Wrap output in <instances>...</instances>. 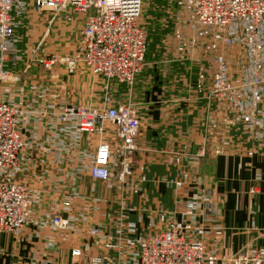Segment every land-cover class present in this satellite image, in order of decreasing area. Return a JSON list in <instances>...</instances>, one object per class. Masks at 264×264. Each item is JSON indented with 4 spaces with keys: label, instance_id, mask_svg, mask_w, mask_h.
I'll return each instance as SVG.
<instances>
[{
    "label": "crops",
    "instance_id": "0c3cea01",
    "mask_svg": "<svg viewBox=\"0 0 264 264\" xmlns=\"http://www.w3.org/2000/svg\"><path fill=\"white\" fill-rule=\"evenodd\" d=\"M140 27L147 34L144 70L133 87L114 82L111 91L113 105L135 107L141 122L133 175L125 185L114 177L108 183L93 180L96 143L57 119L61 105L77 104V73L63 83L60 63L47 72L21 47L9 55L14 81L1 86L0 95L23 111L20 129L27 145L14 178L29 185L36 200L19 236L0 233V264H71L73 248L83 251L85 261L101 257L103 264H131L126 241L163 230L173 219L204 233L218 257L264 254V145L242 125L226 127L209 98L220 40L201 35L197 49L181 53L170 24L154 29V40ZM210 42L211 54L203 47ZM102 98L84 101L103 106ZM197 154L199 162L193 160ZM117 170L113 165V175ZM206 192L214 212L203 207L193 215L192 203ZM56 214L69 219L73 230H55L50 219ZM129 224L136 226L134 233H128ZM91 229L100 235L93 237Z\"/></svg>",
    "mask_w": 264,
    "mask_h": 264
},
{
    "label": "built area",
    "instance_id": "2783aa9c",
    "mask_svg": "<svg viewBox=\"0 0 264 264\" xmlns=\"http://www.w3.org/2000/svg\"><path fill=\"white\" fill-rule=\"evenodd\" d=\"M19 1L0 0V84L14 81L5 65L13 51L14 9ZM183 1L188 3L192 23L216 31L225 52L246 43L247 65H229L228 53L216 56L209 98L218 106L221 119L233 117L237 126L242 125L250 137L264 145V0ZM31 2L37 11L51 12L55 17L69 11L86 16L73 56L68 60L51 56L42 63L47 70L64 63L70 74L82 67L105 81L108 91L104 108L64 105L56 111L57 119L96 143L90 167L93 180L108 183L114 177L117 184L125 185L133 175L132 163L141 122L135 107L113 105L110 92L114 82L133 87L144 70L147 34L139 25L144 0ZM22 114L18 106L0 97V233L14 236H19L30 222L36 198L31 187L14 178L26 147L20 129ZM210 119V126L214 127L213 117ZM200 158L201 155H196L193 160L198 162ZM113 165L118 168L115 175ZM212 205L210 195L199 197L191 205L192 214L203 206L206 213H211ZM50 221L55 230H73L71 221L60 214ZM135 229L133 224L127 227L128 233H134ZM99 233L97 229L90 232L93 237H98ZM125 245L133 252L128 256L131 264H213L220 258L225 264H264V254L258 251L217 257L209 251L204 236L186 220L173 219L163 230L127 240ZM84 259L81 249H72L71 264H103L101 257Z\"/></svg>",
    "mask_w": 264,
    "mask_h": 264
},
{
    "label": "rangeland",
    "instance_id": "374dc122",
    "mask_svg": "<svg viewBox=\"0 0 264 264\" xmlns=\"http://www.w3.org/2000/svg\"><path fill=\"white\" fill-rule=\"evenodd\" d=\"M14 14L16 17V30H15L14 44L12 47L14 51H16L15 50L16 48L21 47L19 50L22 49L23 52L26 51L31 54H34L36 56L35 58L39 60L38 64L40 66H43L42 62L46 61L51 56H56L58 58L60 57L63 60L66 59L68 60L73 56L76 46H78L80 40V33L86 21V16L77 15L69 11L65 13L63 16L60 15L55 17L51 12L37 11L35 7L32 5L31 0H20L17 3L16 8L14 9ZM167 17L170 18L171 21ZM162 19H167V20L161 22L160 20ZM176 22L178 23V25H176ZM169 24L171 25L172 28H174V30H177L174 33V36L171 37L173 41L177 42V46L179 45L178 48H179V52L181 53L184 51L190 53L191 52L190 49L192 47L194 49H197L198 45L201 44L202 42V40L200 39L201 35H207L211 39H215V38L219 39L218 33L216 31L206 28H199L196 27L194 23H192L191 11L186 1L184 2L183 0H144L142 14L139 19V25L144 27L145 30L148 33H150L152 40H154L152 36L154 29L155 30L163 29L164 25L168 26ZM194 36L195 38H193ZM242 43H245V41H243ZM170 44H171L170 46L176 45V43L171 42V40H170ZM213 46L214 43L211 42L204 44L203 45L204 51L206 53L207 51H209V54H211L214 49ZM245 48H246V43L241 44L240 46H238V48L234 47L230 52H225V49L222 47V44H220L219 50L217 51V53L213 55L214 57L213 59H215L216 56L220 53H228L226 57L229 55L231 56L228 62L229 65H236L237 63L238 64L243 63V65H247L248 59L245 53ZM60 64H61L60 67L63 68V75L60 76L62 78L60 79L61 82L64 83L68 81L70 77L74 76L77 73V104L76 103L65 104V106L83 105L88 107L104 108L105 95L108 91L106 89L107 86L105 81L100 77L93 76L92 74H90L88 69L82 67H78L75 73L70 74L67 71L66 64L64 63H60ZM6 67L7 65H5V68ZM43 69L47 72H51L53 68L48 70L45 68ZM17 79L18 80L16 83L20 84L21 79L20 78ZM7 83L8 82L1 83L0 88L3 85L5 86L8 85ZM18 88L19 87H16V89ZM30 88H31L30 90L32 91H37V89L40 88V86L39 87L31 86ZM97 94L98 95L102 94L103 106L91 105L88 104L86 101H84V98L89 99L90 97L97 96ZM23 121H25L24 117L21 118L20 127L22 126ZM224 123L226 127L231 125L233 127L237 126L236 123H234L233 121V117L227 118ZM23 139L25 141L24 136ZM204 195H210V194L206 192L200 197ZM212 202H213V198H212ZM203 207L206 212V207L205 206ZM203 207L194 211L193 212L195 213L194 215L199 213ZM212 212H214L213 205H212ZM201 235L204 236V233H201ZM220 235L221 232L219 231V235H217V237ZM216 256L218 257L217 254ZM234 256L236 255H233L231 257Z\"/></svg>",
    "mask_w": 264,
    "mask_h": 264
}]
</instances>
